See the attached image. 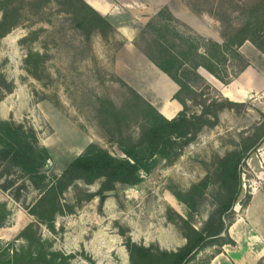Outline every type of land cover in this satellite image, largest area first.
Wrapping results in <instances>:
<instances>
[{"label": "rangeland", "instance_id": "374dc122", "mask_svg": "<svg viewBox=\"0 0 264 264\" xmlns=\"http://www.w3.org/2000/svg\"><path fill=\"white\" fill-rule=\"evenodd\" d=\"M69 1L0 0V20L8 13L16 23L0 37V121L33 130L38 145L50 154L46 170L58 176L91 143L123 157L122 145L138 141L143 125L133 113L137 102L129 88L137 89L121 75L132 76L129 71L136 73L149 60L145 51L154 36L146 25L160 9L174 16L172 24L179 30L222 42L227 29L218 16L236 14L232 7L243 0H106L115 14L114 19L103 15L112 24L106 31L79 26ZM117 22L128 26L129 36ZM34 53L38 57L29 63ZM199 74L203 81L193 87L205 93L202 98L222 96ZM134 82L139 89L149 85ZM137 92L149 102L153 97L150 91L143 90L146 98ZM243 103L223 108L215 125L205 126L176 160H160L141 173L136 185L116 183L102 197L103 179L93 184L76 180L59 197L61 211L52 228L31 213L40 191L16 167L0 161V246L5 257L19 255L14 264H131L129 244L166 251L183 247L187 223L201 229L225 195L210 181L195 192V210L183 199L214 172L219 158L253 136L264 119V104ZM188 106L189 113L202 108L193 102ZM115 110L121 114L118 120ZM263 150L264 144L241 166L238 212L246 196L264 190ZM29 225L27 236L21 235ZM216 241L188 264L205 263L209 252L221 249Z\"/></svg>", "mask_w": 264, "mask_h": 264}, {"label": "trees", "instance_id": "16d2710c", "mask_svg": "<svg viewBox=\"0 0 264 264\" xmlns=\"http://www.w3.org/2000/svg\"><path fill=\"white\" fill-rule=\"evenodd\" d=\"M69 4L74 6L73 10L82 28L112 30V24L84 0H70ZM232 12L236 14L218 16V20L225 23L227 29L222 42L204 39L199 35L192 36L179 30L172 24L176 19L167 9H160L154 19L147 23L146 27L154 37L147 44L145 54L177 84L173 99L181 104L182 109L168 119L137 91L129 88L131 97L137 102L133 113L141 118L143 127L135 144L122 145L123 157L114 156L91 143L69 163L61 175L50 174L46 170L50 154L47 148L38 145L33 130L24 129L12 121H0V161L16 167L41 193L31 209L33 215L52 228L56 213L61 211L59 197L76 180L93 184L103 179L100 190L102 197L116 183L138 184L142 179L141 173L150 172L160 160H176L183 147L192 142L205 126L215 125V119L223 108L244 105L243 102H235L218 94L216 99L202 98L205 93H198L193 87L197 85L195 83L203 81L198 73L200 67L225 85L238 77L249 65V60L240 51L246 41L264 54V0H243L233 5ZM15 26L16 23L10 20L8 13H4L0 20V37ZM35 56L38 57V54H30L28 62L31 63ZM189 102L198 104L201 110L189 113ZM120 115L117 110L114 111V119L118 120ZM248 138L242 146L219 158L214 172L200 180L183 199L188 209L193 211L196 209L194 197L198 188L204 189L215 181L224 192L220 206L203 223L201 229L196 230L187 223V242L176 251L129 244L131 264H188L215 240L218 247L235 244L228 229L236 219L234 207L242 190L241 166L264 144V119L255 128L254 135ZM250 199L251 195L246 196L241 203L242 208L248 205ZM30 229L31 226H27L21 235L27 236ZM6 255V249L0 246V264H14L19 258L17 254ZM28 255L32 261V254Z\"/></svg>", "mask_w": 264, "mask_h": 264}, {"label": "crops", "instance_id": "0c3cea01", "mask_svg": "<svg viewBox=\"0 0 264 264\" xmlns=\"http://www.w3.org/2000/svg\"><path fill=\"white\" fill-rule=\"evenodd\" d=\"M86 2L100 14L114 19V13L110 10L106 0H86ZM120 26V32L124 36L130 35L127 25ZM220 41L216 37H213ZM130 40V38H128ZM240 51L249 60V65L229 84H223L204 68L199 69L206 80L215 87L223 97L235 102L254 101L264 104V54L252 43L246 41ZM136 73L129 71L132 76H121L144 97L143 90L152 92L150 102L168 119L173 118L182 109L181 104L173 99L177 91V84L151 61H147L142 69L137 68ZM135 79V80H134ZM147 81L148 87L139 89L134 81ZM141 88V87H140ZM260 166L264 171V150L262 151ZM236 219L229 227L228 233L235 244H225L219 251L209 252L206 264H259L264 259V190L254 192L248 205L241 212L234 208ZM201 253V252H200ZM199 255V254H198Z\"/></svg>", "mask_w": 264, "mask_h": 264}]
</instances>
